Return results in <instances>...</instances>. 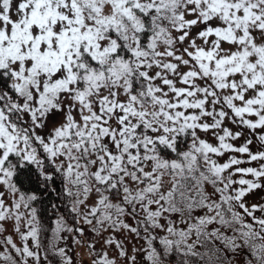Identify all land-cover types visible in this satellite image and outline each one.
I'll return each instance as SVG.
<instances>
[{
    "label": "snow or ice",
    "instance_id": "obj_1",
    "mask_svg": "<svg viewBox=\"0 0 264 264\" xmlns=\"http://www.w3.org/2000/svg\"><path fill=\"white\" fill-rule=\"evenodd\" d=\"M258 191L264 0H0V264H264Z\"/></svg>",
    "mask_w": 264,
    "mask_h": 264
},
{
    "label": "trees",
    "instance_id": "obj_2",
    "mask_svg": "<svg viewBox=\"0 0 264 264\" xmlns=\"http://www.w3.org/2000/svg\"><path fill=\"white\" fill-rule=\"evenodd\" d=\"M59 187V185H57ZM61 204V200L56 198V193H53L51 196L45 200L44 205L41 207V219L44 231V239L47 242L48 239L52 237V229L54 228L53 221L56 219V216L60 213H54L51 209V204ZM67 204L61 205V211L66 212Z\"/></svg>",
    "mask_w": 264,
    "mask_h": 264
},
{
    "label": "rangeland",
    "instance_id": "obj_3",
    "mask_svg": "<svg viewBox=\"0 0 264 264\" xmlns=\"http://www.w3.org/2000/svg\"><path fill=\"white\" fill-rule=\"evenodd\" d=\"M255 147L256 146L253 145L254 150ZM256 200H264V191H258L249 197L250 202ZM63 243V241L60 242L61 246H63ZM68 244L72 248L70 254L73 256V264H88L87 249L84 246H76L71 239L68 240Z\"/></svg>",
    "mask_w": 264,
    "mask_h": 264
}]
</instances>
